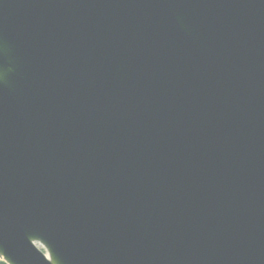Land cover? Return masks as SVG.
<instances>
[{
  "label": "water",
  "instance_id": "1",
  "mask_svg": "<svg viewBox=\"0 0 264 264\" xmlns=\"http://www.w3.org/2000/svg\"><path fill=\"white\" fill-rule=\"evenodd\" d=\"M0 261L264 264V0H0Z\"/></svg>",
  "mask_w": 264,
  "mask_h": 264
},
{
  "label": "trees",
  "instance_id": "2",
  "mask_svg": "<svg viewBox=\"0 0 264 264\" xmlns=\"http://www.w3.org/2000/svg\"><path fill=\"white\" fill-rule=\"evenodd\" d=\"M0 264H7V263H5L4 261H0Z\"/></svg>",
  "mask_w": 264,
  "mask_h": 264
}]
</instances>
